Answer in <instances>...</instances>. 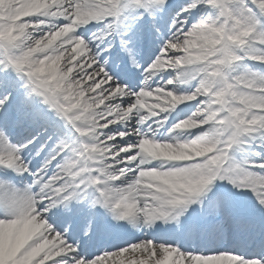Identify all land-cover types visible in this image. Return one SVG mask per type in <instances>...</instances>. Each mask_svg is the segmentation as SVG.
Masks as SVG:
<instances>
[{
    "label": "snow or ice",
    "instance_id": "obj_1",
    "mask_svg": "<svg viewBox=\"0 0 264 264\" xmlns=\"http://www.w3.org/2000/svg\"><path fill=\"white\" fill-rule=\"evenodd\" d=\"M0 264H264V0H0Z\"/></svg>",
    "mask_w": 264,
    "mask_h": 264
}]
</instances>
